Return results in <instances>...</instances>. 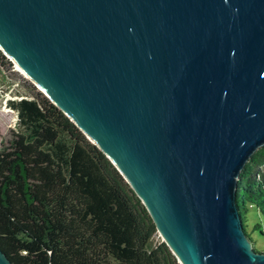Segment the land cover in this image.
Here are the masks:
<instances>
[{"label": "water", "instance_id": "obj_1", "mask_svg": "<svg viewBox=\"0 0 264 264\" xmlns=\"http://www.w3.org/2000/svg\"><path fill=\"white\" fill-rule=\"evenodd\" d=\"M0 49L110 159L181 264H264L236 203L264 144V0H0Z\"/></svg>", "mask_w": 264, "mask_h": 264}, {"label": "trees", "instance_id": "obj_2", "mask_svg": "<svg viewBox=\"0 0 264 264\" xmlns=\"http://www.w3.org/2000/svg\"><path fill=\"white\" fill-rule=\"evenodd\" d=\"M8 105L0 249L13 264H179L128 181L51 99ZM236 203L243 222L248 203L264 217V144L239 171Z\"/></svg>", "mask_w": 264, "mask_h": 264}, {"label": "rangeland", "instance_id": "obj_3", "mask_svg": "<svg viewBox=\"0 0 264 264\" xmlns=\"http://www.w3.org/2000/svg\"><path fill=\"white\" fill-rule=\"evenodd\" d=\"M5 54L0 49V146L8 139L10 129L16 126V110L8 105V100L20 95L48 97L43 89L20 71L15 62ZM244 226L255 249L264 251V217L253 204H247ZM157 237L162 239L158 232ZM177 261L181 264L178 259Z\"/></svg>", "mask_w": 264, "mask_h": 264}, {"label": "bare ground", "instance_id": "obj_4", "mask_svg": "<svg viewBox=\"0 0 264 264\" xmlns=\"http://www.w3.org/2000/svg\"><path fill=\"white\" fill-rule=\"evenodd\" d=\"M4 51V50H3ZM5 52V51H4ZM9 57H10V55L7 53V52H5ZM14 62H15V64H16V67L20 70V71H22L25 75H27L28 77H30L31 78V76L12 58V57H10ZM32 79V78H31ZM38 84V83H37ZM38 86L40 87V85L38 84ZM42 89V88H41Z\"/></svg>", "mask_w": 264, "mask_h": 264}, {"label": "built area", "instance_id": "obj_5", "mask_svg": "<svg viewBox=\"0 0 264 264\" xmlns=\"http://www.w3.org/2000/svg\"><path fill=\"white\" fill-rule=\"evenodd\" d=\"M20 97H22V95H20V96H16L15 98H20Z\"/></svg>", "mask_w": 264, "mask_h": 264}]
</instances>
